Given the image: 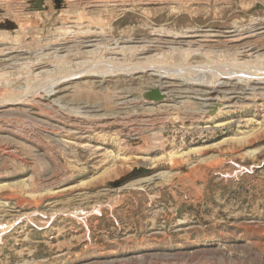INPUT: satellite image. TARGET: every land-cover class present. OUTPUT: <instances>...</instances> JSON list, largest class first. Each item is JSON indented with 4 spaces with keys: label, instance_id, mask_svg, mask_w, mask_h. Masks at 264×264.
I'll return each instance as SVG.
<instances>
[{
    "label": "rangeland",
    "instance_id": "1",
    "mask_svg": "<svg viewBox=\"0 0 264 264\" xmlns=\"http://www.w3.org/2000/svg\"><path fill=\"white\" fill-rule=\"evenodd\" d=\"M36 1L0 0V264H264V0Z\"/></svg>",
    "mask_w": 264,
    "mask_h": 264
},
{
    "label": "bare ground",
    "instance_id": "2",
    "mask_svg": "<svg viewBox=\"0 0 264 264\" xmlns=\"http://www.w3.org/2000/svg\"><path fill=\"white\" fill-rule=\"evenodd\" d=\"M115 54V53H114ZM188 55V54H187ZM222 59V58H221ZM263 60V59H262ZM250 61V60H249ZM252 61H254V60H252ZM255 62H257V61H255ZM249 64H250V62H249ZM256 64V63H255ZM233 65H235V64H232V66ZM243 65L244 66H240V65H236V66H238V67H242V70H240V71H238L237 70V67L236 68H233V69H236L237 71H238V73L237 74H242V75H244V76H246V79H244L243 81H245V83L247 84L248 82H252L253 80H258V81H260L261 80V78H257V77H261V74L260 73H258L257 71H253V70H251V68H253V66H250V65H246V62H245V64L243 63ZM230 67H231V65H229ZM228 67V66H227ZM229 67V68H230ZM162 68V67H161ZM206 70V69H205ZM231 70V69H230ZM231 71H233V70H231ZM235 71V70H234ZM170 72V71H169ZM194 72H195V70H194ZM172 73V72H171ZM175 74V73H174ZM174 74L172 73L171 75H173L174 76ZM225 75H227V76H236L237 74H235L234 72H229V73H224ZM169 75V74H168ZM167 75V76H168ZM241 76V75H240ZM162 77H164V76H162ZM166 77V76H165ZM222 77V76H221ZM242 77V76H241ZM176 79V78H175ZM238 80V79H237ZM262 81V80H261ZM264 81V80H263ZM240 82L241 83H243L242 82V80H240ZM240 83V84H241ZM211 84V83H210ZM214 84V83H213ZM258 93V92H257ZM163 95H164V93H163ZM247 98V97H246ZM212 108H214L216 111H220V112H222V111H224L226 108H227V106H225V104L223 103V101L221 102V101H219V102H216L214 105H212L211 106Z\"/></svg>",
    "mask_w": 264,
    "mask_h": 264
},
{
    "label": "water",
    "instance_id": "3",
    "mask_svg": "<svg viewBox=\"0 0 264 264\" xmlns=\"http://www.w3.org/2000/svg\"><path fill=\"white\" fill-rule=\"evenodd\" d=\"M36 11H43V0H37L36 3ZM146 98L148 100L154 101V102H162L165 99V96L162 94V92L158 89H151L146 94ZM216 110L212 111L215 112Z\"/></svg>",
    "mask_w": 264,
    "mask_h": 264
}]
</instances>
